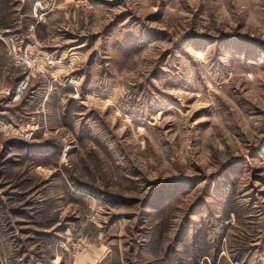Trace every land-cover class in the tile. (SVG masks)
I'll return each mask as SVG.
<instances>
[{"label":"rangeland","instance_id":"1","mask_svg":"<svg viewBox=\"0 0 264 264\" xmlns=\"http://www.w3.org/2000/svg\"><path fill=\"white\" fill-rule=\"evenodd\" d=\"M0 29L34 62L0 42V264H264V0H0Z\"/></svg>","mask_w":264,"mask_h":264},{"label":"built area","instance_id":"2","mask_svg":"<svg viewBox=\"0 0 264 264\" xmlns=\"http://www.w3.org/2000/svg\"><path fill=\"white\" fill-rule=\"evenodd\" d=\"M39 7V6H38ZM0 42L6 45L8 55L13 59L16 60L17 63L21 66L27 67L29 70L33 68L34 62L29 58L27 55L20 54L19 49L15 46V43L12 39H5L0 32ZM25 81L20 82L19 89H24L27 84Z\"/></svg>","mask_w":264,"mask_h":264},{"label":"crops","instance_id":"3","mask_svg":"<svg viewBox=\"0 0 264 264\" xmlns=\"http://www.w3.org/2000/svg\"><path fill=\"white\" fill-rule=\"evenodd\" d=\"M0 32H2V33H3L2 29H0Z\"/></svg>","mask_w":264,"mask_h":264}]
</instances>
